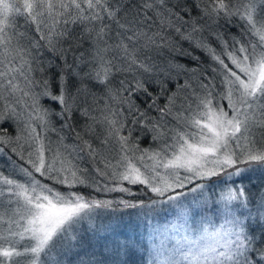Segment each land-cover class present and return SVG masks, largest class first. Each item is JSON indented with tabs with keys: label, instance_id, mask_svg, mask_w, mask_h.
Masks as SVG:
<instances>
[{
	"label": "snow or ice",
	"instance_id": "6c2138e0",
	"mask_svg": "<svg viewBox=\"0 0 264 264\" xmlns=\"http://www.w3.org/2000/svg\"><path fill=\"white\" fill-rule=\"evenodd\" d=\"M137 260L264 264V0H0V264Z\"/></svg>",
	"mask_w": 264,
	"mask_h": 264
},
{
	"label": "rangeland",
	"instance_id": "374dc122",
	"mask_svg": "<svg viewBox=\"0 0 264 264\" xmlns=\"http://www.w3.org/2000/svg\"><path fill=\"white\" fill-rule=\"evenodd\" d=\"M253 183H258L255 176H253ZM137 210H126L123 214L122 220H120L121 228L122 230L129 236L136 235L140 239H144V225L143 223L140 224V227L137 229L135 228V225L137 224V216H136ZM117 216L120 214L117 213ZM165 219V216L163 213H161L158 217L155 218L153 222L156 220H159L160 222H163ZM116 222L115 220L113 221ZM126 226V227H125Z\"/></svg>",
	"mask_w": 264,
	"mask_h": 264
},
{
	"label": "trees",
	"instance_id": "16d2710c",
	"mask_svg": "<svg viewBox=\"0 0 264 264\" xmlns=\"http://www.w3.org/2000/svg\"><path fill=\"white\" fill-rule=\"evenodd\" d=\"M119 195H121V194H118V193H113V194H111L112 197H116V196H119ZM141 197H142V193L137 192L136 198L139 199V198H141ZM102 198H103V197H102ZM143 198H144V199H147V197H143ZM135 264H139V261H138V260L135 261Z\"/></svg>",
	"mask_w": 264,
	"mask_h": 264
}]
</instances>
